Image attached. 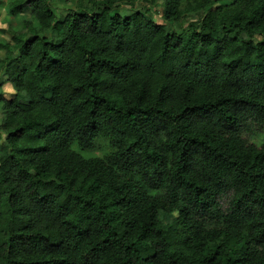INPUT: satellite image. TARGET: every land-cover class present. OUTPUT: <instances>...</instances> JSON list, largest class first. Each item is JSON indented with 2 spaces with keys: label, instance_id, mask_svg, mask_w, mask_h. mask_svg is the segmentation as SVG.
Segmentation results:
<instances>
[{
  "label": "trees",
  "instance_id": "16d2710c",
  "mask_svg": "<svg viewBox=\"0 0 264 264\" xmlns=\"http://www.w3.org/2000/svg\"><path fill=\"white\" fill-rule=\"evenodd\" d=\"M136 1L6 4L0 264H264V0Z\"/></svg>",
  "mask_w": 264,
  "mask_h": 264
},
{
  "label": "rangeland",
  "instance_id": "374dc122",
  "mask_svg": "<svg viewBox=\"0 0 264 264\" xmlns=\"http://www.w3.org/2000/svg\"><path fill=\"white\" fill-rule=\"evenodd\" d=\"M10 0H0V44H5L9 41L10 35H9V28H15L16 30H19L22 26L23 21H28L30 19L29 10H24V13L22 15H19L15 18L7 17L5 14V6ZM77 0H52L51 7L56 15L57 18L64 17L72 8L75 6ZM229 3L228 0H222V4ZM221 4V3H220ZM193 4L190 0H183V2L180 5V21L178 23L173 24H165L162 19V6L160 5V2H157L155 5H147L142 2V0H138L134 4V9H142L143 7L149 9L152 12L151 19L159 24H163L165 29L169 32H177L180 33L182 29L186 28L190 24L197 23L201 20L203 14L200 11L193 10ZM119 14L121 16H128L131 14V11L129 10H120ZM50 33L47 32L46 36H49ZM4 56V52L0 49V60H2ZM0 85H1V91L4 99H10L14 91L12 90L11 86L6 81V78L0 74ZM0 121H1V115H0ZM254 141L257 144H264V136L259 135H253L251 137V141ZM110 151V148L108 147V144L103 139H100L97 142V147L92 152H86L84 155L86 157H102L105 154H107Z\"/></svg>",
  "mask_w": 264,
  "mask_h": 264
}]
</instances>
